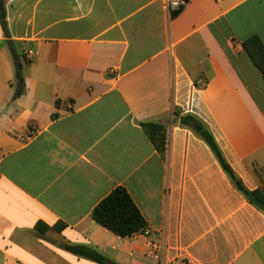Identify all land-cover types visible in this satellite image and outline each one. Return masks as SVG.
<instances>
[{"label": "crops", "instance_id": "obj_1", "mask_svg": "<svg viewBox=\"0 0 264 264\" xmlns=\"http://www.w3.org/2000/svg\"><path fill=\"white\" fill-rule=\"evenodd\" d=\"M6 21L0 264H98L69 247L107 264H264V213L180 124L197 117L264 194V77L243 47L264 46V0H189L177 16L160 0H6ZM144 123L164 126V152ZM117 187L144 232L122 239L92 220Z\"/></svg>", "mask_w": 264, "mask_h": 264}, {"label": "trees", "instance_id": "obj_2", "mask_svg": "<svg viewBox=\"0 0 264 264\" xmlns=\"http://www.w3.org/2000/svg\"><path fill=\"white\" fill-rule=\"evenodd\" d=\"M180 12L181 11L173 13V15L177 16ZM0 24L7 35L6 0H0ZM243 47L254 65L260 70L264 77V46L262 43L257 37H252L244 42ZM12 54L13 60L16 63V91L14 96L17 98L23 94L25 85L22 66L19 64L18 57L13 50ZM176 112L177 111L174 110V115L179 117ZM180 124L182 127L194 132L210 147L224 172L227 174L236 189L248 200L250 204L264 213V194L261 191L250 192L244 187L242 181L234 173L224 158L214 136L204 127L203 123L197 117L187 115L181 117ZM141 126L156 149L160 152H164L166 144L164 126L157 123H144L141 124ZM200 128H202V131H199ZM91 218L99 226L122 239L142 233L148 228L147 222L140 214L127 190L123 187H117L105 199H103L93 210ZM38 229L41 232H44L49 228L46 226H40ZM59 229L60 227L56 228V230ZM68 250L98 264H107L106 259L93 250L86 249L84 247H69Z\"/></svg>", "mask_w": 264, "mask_h": 264}, {"label": "built area", "instance_id": "obj_3", "mask_svg": "<svg viewBox=\"0 0 264 264\" xmlns=\"http://www.w3.org/2000/svg\"><path fill=\"white\" fill-rule=\"evenodd\" d=\"M162 9L167 15H172L173 13L181 11L188 3L189 0H160ZM32 52L28 53L30 57Z\"/></svg>", "mask_w": 264, "mask_h": 264}, {"label": "water", "instance_id": "obj_4", "mask_svg": "<svg viewBox=\"0 0 264 264\" xmlns=\"http://www.w3.org/2000/svg\"><path fill=\"white\" fill-rule=\"evenodd\" d=\"M199 131H202V128H200Z\"/></svg>", "mask_w": 264, "mask_h": 264}]
</instances>
